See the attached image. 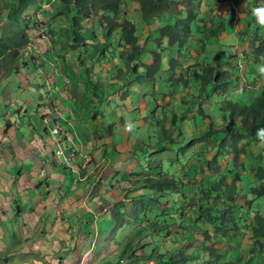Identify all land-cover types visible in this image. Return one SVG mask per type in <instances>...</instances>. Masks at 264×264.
Instances as JSON below:
<instances>
[{
  "label": "rangeland",
  "instance_id": "rangeland-1",
  "mask_svg": "<svg viewBox=\"0 0 264 264\" xmlns=\"http://www.w3.org/2000/svg\"><path fill=\"white\" fill-rule=\"evenodd\" d=\"M255 2L258 4L262 1L255 0ZM226 5V3L220 4L223 10ZM220 6L218 3V9ZM127 8L130 12L128 17L136 24L138 30L142 29L141 41L147 42L146 39L150 37L149 31L157 30L160 20L150 17V15L140 14L135 3L131 1L127 4ZM244 8L249 11V6L246 3L236 11V14H240ZM6 12V6L0 0V39H9L12 37V33L17 30L16 24L6 17ZM53 13V2L42 5L35 12V16L34 14L28 16L29 12L25 11L22 16L26 20L29 19V22H26L28 23L27 35L30 38L28 44L20 51L19 59L14 60L8 54L5 59H0V128L12 131L7 127L8 124L15 126L16 132L19 133L17 144L20 142L18 146L24 150L27 155L26 159L31 163L34 162L39 169L44 165V162L50 165L47 167L50 171L55 168V165L62 168L63 184L54 183L57 187H53V182L48 177L47 182L52 186L47 187L44 184L40 186L36 183L35 174H32L33 179L28 181L30 186H34V188L31 187L32 190L38 188L39 192L48 196L41 201L44 202L45 207L36 206L35 208V201H30L37 197L35 191H32L29 200L20 199V196L17 195V188L8 198L4 194L5 206L11 201L12 205L7 216L2 215L0 210V225L2 226L4 222L11 231H0V264H7L12 260L13 254L11 255L9 250L15 247L24 250L29 243L37 241L38 238L45 239L43 245L48 247L47 252L59 250L56 254L57 260L60 257L66 260L59 264H174L167 260L178 253L175 251L178 247V238L180 236L188 238L182 241L184 245L192 239L187 233L193 228L191 209L194 206L184 208L185 203H183L179 205V209L176 208V211L171 213L174 205H170L171 211L168 210L169 206L164 203L168 199L164 195L160 198L163 203L162 207L167 209L166 212L165 208H157L150 204V201L154 199L151 192L136 189L134 193H131L126 189L138 179L139 175L147 174L145 169L150 162L149 156L154 155L157 156L154 161H163L162 169L171 166L168 161H174L171 168L179 173L182 183L189 187L188 200L195 198L197 205H207L209 201L199 187L201 184L206 185L205 178L210 177L212 169L202 171L194 154L210 153L211 150H214V143L207 142L201 137L196 125L190 123L189 120L182 121V126L171 132L169 138H165L166 133L162 128L164 125L167 128L171 127L173 114L184 113L189 111V108L190 111L196 113L198 101L194 98L198 95V89L194 83L186 84L180 81L174 93L170 94L167 84L164 83V75L160 76L161 79L157 78L158 81L154 87L133 83L127 88H120V84L113 85L108 79L107 70L110 69L111 64L105 56L103 60L97 62L99 67L94 66L95 69L91 71L93 77L90 76L89 79L102 92L101 97L95 100L89 94L88 81L82 72L80 63L74 62V58L79 55V52L69 53L70 49L61 45V43L66 44L67 42L64 32L69 28V20L63 16L53 17ZM33 17L38 19L37 24L33 23ZM198 17L204 16L198 15ZM226 17L230 19V16L226 15ZM99 19L101 18H95L94 24ZM153 21L156 24L154 28L150 29L148 26ZM93 25L90 24L89 27ZM48 26L53 31V40L58 43L57 45L43 32V29L45 30V27ZM242 28L237 22L228 36L224 34L225 37L221 44L228 49L233 47L239 51L237 32H240ZM95 33L100 39H103L101 43L104 44L106 40L103 38L100 26L97 27ZM196 44L192 43L189 46L190 50L184 51L180 56L172 52L169 54V57L177 59L180 65L172 75L173 81L185 71V68L187 69L193 64L197 66L188 71L186 78L193 69L197 73L200 72L204 61L213 62L215 54L210 53L211 51L205 54V50H201ZM245 45L248 49V43ZM235 50L233 52L237 55ZM119 51L120 49L115 50L113 59L120 68H124ZM230 51L232 50L230 49ZM109 52L111 53V49ZM166 55L168 56V54ZM226 58L227 56L221 57L220 63L224 64ZM145 59H147L145 62L148 65L152 64L148 58ZM237 60L239 70L234 76L239 78L240 83H238L237 90L230 92L231 100L246 106L251 104L256 93L254 89L250 88L253 80L247 78L248 66H245L238 58ZM261 63L264 62L260 60L256 63L255 69H258V65ZM164 64H166V59ZM85 65L91 66L90 61L87 60ZM243 88L248 89L244 94ZM126 89H129L130 92H126L128 95L124 99L123 95ZM74 93L76 94L74 95ZM225 96L217 97L212 102V107L207 108L213 115L215 126L218 127H221L224 121L220 119L219 112L215 109H221L226 105ZM83 99L88 100L90 105L86 106L82 103ZM182 101H185L186 104H181ZM147 110H154L155 116L146 123ZM163 116L166 120L161 125ZM59 120L66 127L59 124ZM209 122V119H206L205 122L200 121L198 127L205 130ZM112 123L114 125L110 134L108 127ZM53 125L59 128L56 135L51 133ZM102 127L107 131L104 130L103 133H100L99 130ZM46 129L48 131H45ZM194 133L197 137L190 146L193 139L191 135ZM56 140L61 143L63 149V155L58 159L54 155L57 149ZM5 142L2 148L0 146L1 149L13 147L12 144L9 145V139ZM172 142H179V146L171 149ZM24 145L27 148L23 149ZM181 147L191 148L188 151L187 149L182 151L179 149ZM262 147H264V142L257 146L258 149H262ZM257 148L253 144L249 150L251 152L258 151ZM1 149L0 152L4 150ZM34 152L40 153L42 157L45 156L44 161L41 158L37 159L39 156H36ZM230 160L231 158L221 159L223 170L215 178L217 182L229 174L232 164ZM238 164H242L243 167ZM238 164H236L237 172L242 176L245 168L249 169L250 165L248 160H240ZM152 167L157 166L152 165ZM18 169L20 166L14 169V175H17ZM83 176L87 177L84 179ZM141 193L145 194L147 199L146 201L136 200L139 201L136 207L132 199ZM184 194L183 191H178L173 196L183 199ZM246 195V189H242L239 198L242 200ZM0 200L3 202L4 197H0ZM142 202L145 204V211ZM259 202L257 207L264 211V198ZM244 204L245 201L241 203V207H244ZM177 205L175 204V207ZM219 207L222 206L219 205ZM239 209L235 211V216H238ZM119 213L122 215L120 220ZM166 213L170 217L163 218L162 216ZM135 218H142L143 221ZM205 222L201 224L203 232H212L214 235L215 224L209 223L208 219ZM26 223L31 226V229L29 227L25 230ZM152 223L157 224L159 228L155 230L156 232L154 231L155 233H146L147 225ZM15 225L18 228H14ZM180 227L184 228L183 231L180 230ZM236 234L241 239V244L226 243L223 232L213 236L214 238L210 240L209 244L222 254V258L210 264H225L234 261L243 263L242 259L240 260V257L236 255L235 249H243L249 242V236L246 232L240 231H237ZM198 244L188 246L189 249L184 252L190 254ZM129 250L134 252L132 257H129ZM6 252L9 253L6 254ZM50 253L54 257L55 254ZM84 254L85 258L81 263L80 260ZM15 258L19 259V255ZM197 258L195 261L178 262V264H202L206 255L202 254Z\"/></svg>",
  "mask_w": 264,
  "mask_h": 264
},
{
  "label": "trees",
  "instance_id": "trees-1",
  "mask_svg": "<svg viewBox=\"0 0 264 264\" xmlns=\"http://www.w3.org/2000/svg\"><path fill=\"white\" fill-rule=\"evenodd\" d=\"M1 1L6 6V17L16 24L17 30L12 33V37L9 39H0V41L2 40L0 42V59H5L6 54L14 60L19 59L18 55L20 51L28 44L30 38L27 35L26 28L28 23L26 22H29V19L26 20L22 16L24 12L28 11V16H33V14L35 16V12L42 5L53 2L54 13L52 16H63L69 20V28L64 32L67 42L66 44L61 43V45L70 49L69 53L79 52V55L74 58V62L76 64L80 63L82 72L88 81L89 94L95 100L101 97L102 92L89 79L90 76L93 77L91 71L95 69L94 66L99 67L97 66V62L103 60L105 56L111 64L110 69L107 70L108 79L113 85L120 84V88H127L133 83L136 85L147 84L154 87L158 81L157 78L161 79V75L165 76L164 83L167 84L170 94L174 93L180 81L186 84L190 82L194 83L198 89V95L194 98L198 101L197 103L195 101L197 104L196 113L195 111H190L189 108V111H183L184 113L173 114L170 123L171 127L167 128L164 125L162 128L166 133L165 138H169L171 132L182 126V121L189 120L190 123L192 122L196 125L201 137L207 142L214 143V150H211L210 153L194 154L202 171H210L212 169L210 177L205 178L206 185L201 184L199 187L209 202L207 205L202 206L196 204L195 198L188 200L189 187L182 183L179 173L173 171V168H171L174 161H168L171 164V166H166L167 169L169 168L168 170L166 168L162 169L163 161H154L157 158L154 155L149 156L150 162L146 165L145 169L147 174L145 176L139 175L138 179L126 191L134 193L136 189H142L143 191L151 192L154 199L150 201V204L157 208L162 207L163 203L160 197L165 195L168 200L164 203L169 206L168 210L171 208L170 205H174L172 207L173 211L170 210L171 213L176 211V208L179 209V205L183 203H185L184 208L194 206L191 209L193 228L187 233L190 239H192L188 244L184 245L182 241L188 238L180 236L178 238V247L175 250L178 253L173 258L166 259L168 262H174V264H178V262L187 263L192 260L195 261L202 254L206 255L202 264H210L220 260L222 254L216 248L211 247L209 244L210 240H213V236L219 234V232H223V238L226 239V243H232L233 245L241 244L242 241L236 234L237 231H240L246 232L247 236H249V242L245 244L243 249H235L236 255L240 257V260L242 259L243 263L240 261L224 263L264 264V211L257 207L258 203H260L259 200L264 198V147L262 149L257 148L260 143L264 142L258 136V132L264 130V76H261L259 70L255 69L256 63L261 60V57H264V28H261L256 23L255 17L251 12L253 8L264 5V0H261L262 2L258 4H255V0L251 2L250 0ZM130 1L135 3L136 9L140 14L150 15V17L160 20L159 28L149 31L150 37L146 39L147 42L141 41L142 29L138 30L136 24L128 17L130 12H128L127 4ZM218 3L219 6L222 3H226V8L223 10V7L220 6V9H218ZM246 3L249 6V11H247V8H244L240 14H236V11ZM198 15H203L204 17H198ZM226 15L230 16V19H227ZM33 18V23L37 24L38 19ZM95 18L101 19L94 24ZM237 22L243 27L240 32H237L239 36L237 40V46L240 47L239 51H236L233 47L228 49V47L221 44L225 37L224 34L228 36V33ZM90 24L94 25L89 27ZM155 24L153 21L148 27L152 29ZM98 26L102 28L103 38L106 40L104 44L101 43L103 39H100L97 33H95ZM45 28V30L43 29L44 34L53 40V31L49 26ZM32 29L34 30V28ZM115 36L117 37L115 38ZM192 43H197L196 45H199L201 50H205V54L208 51L215 54L213 62L204 61L200 72L197 73L193 69L192 73L186 78L188 71L197 66L193 64L187 69L185 68V71L180 73L179 77L173 81L172 75L180 65L178 64V60L174 57H169V54L172 52L180 56L184 51L190 50L189 46ZM247 43L248 49L245 45ZM55 44L57 45L58 43ZM110 49L111 53L109 52ZM118 49H120L119 56L120 60L123 61L124 68H120L119 64L115 63L113 59L115 57V50ZM233 50L236 51L237 55L234 54ZM223 56H227V58L225 63L221 64L219 60ZM145 58H148L152 64L148 65L145 62L147 60ZM237 58L245 66H248V77L247 75L246 77L249 80H253L250 88L254 89L256 93V97L252 100L251 104L246 106H242L237 101L231 100L230 92L237 90L238 83H240L239 78L234 76L237 70H239ZM165 59L166 64H164ZM87 60L90 61L91 66L85 65ZM243 90V94L248 91L247 88H243ZM126 92H130V90H125L124 99L128 95ZM221 95H226V105L221 109H215L218 110L220 119L224 121L223 125L218 127L215 126L213 115L207 108L212 107V102ZM82 103L86 106L90 105V102L86 99H83ZM181 104H186V102L182 101ZM190 115L192 117H189ZM154 116V110H147L145 122L147 123ZM206 119H209L210 122L206 129L203 130L202 127H198L199 122H205ZM165 120L163 116L160 122L161 125ZM226 123L228 124L226 125ZM113 125L114 123L108 127L110 134L112 133L111 129ZM104 130L107 131V129L102 127L99 131L103 133ZM191 137L193 139L190 146L195 141L197 135L194 133ZM253 144H255L258 151L251 152L249 150V147ZM172 146L171 149H174L175 146H179V142H172ZM190 148L181 147L179 149L182 151L187 149L188 151ZM223 158H231L230 163L232 164L229 174L217 182L215 178L223 170L221 168V159ZM240 160H248V164L250 165L249 169L245 168V171L241 174L242 176L238 175L236 167V164ZM176 162L179 163L177 160ZM152 165H156L157 167L154 168ZM238 165L243 167L242 164ZM54 169L60 170L63 173V169L56 167V165ZM242 189H246L247 195L241 200L239 193ZM178 191H183V194L185 193L183 199H177L176 196H173ZM138 199L146 201L147 198H145V194L143 193L139 196H134L132 202H135L136 207L139 204V201H136ZM243 201H245V204L244 207H241ZM175 204H178L177 207H175ZM214 204H219L222 207ZM123 207L125 208L124 204ZM164 208L162 207V209ZM238 208H240L239 214L235 216V211ZM143 210H146L144 203ZM164 210L167 212L166 208ZM118 215L120 220L122 215L120 213ZM166 216L170 217L167 213L162 217ZM135 219L142 220V218ZM206 219H208L209 223L215 224L214 235H212V232H203L201 224L206 223ZM157 228L159 226L155 223L148 224L146 233H153ZM183 229L180 227L181 231ZM195 243L199 244L190 254L184 252L189 249L188 246ZM129 252V257H132L133 250H129Z\"/></svg>",
  "mask_w": 264,
  "mask_h": 264
},
{
  "label": "crops",
  "instance_id": "crops-1",
  "mask_svg": "<svg viewBox=\"0 0 264 264\" xmlns=\"http://www.w3.org/2000/svg\"><path fill=\"white\" fill-rule=\"evenodd\" d=\"M45 122V121H44ZM46 123H49L46 121ZM67 123V122H64ZM59 124H62L64 126L65 124L62 123L61 120H59ZM55 125H53L54 127ZM12 131L7 130V128H0V146L2 148V145H4L7 139H9V145L12 144L13 147H4L2 152H0V197L3 198V202L0 200V210L2 211V215L7 216L10 213L12 201L8 203L7 206L6 204V198L8 196L13 195V191L15 188L18 189L17 195L20 196V199L23 200H29L31 198L32 194V188L34 186H30V183L28 182L30 179H33L32 174H35L36 176V183L37 185L42 186L43 184L47 187H51V183L47 182L48 177L53 182V187H57V185H54V183L57 184H63V176L62 172L60 170L52 169L51 171L47 169L50 165H48L46 162H44V165L39 169V167L33 162L27 160V155L24 153V150L20 148V142L18 143V138H19V133H17L15 126H12V124H8V126ZM66 127V126H64ZM48 128V127H47ZM49 129V128H48ZM46 129V131H48ZM48 133V132H47ZM27 148L25 145L23 149ZM27 150V149H26ZM34 154L37 157V159L41 158L44 161V157L40 155V153L34 152ZM28 161V163L25 164V162ZM20 166V169H18L17 175H14L13 171L16 167ZM61 175V176H60ZM59 177V179H57ZM87 176H83L85 179ZM62 178V179H61ZM59 182V183H58ZM16 186V187H14ZM32 187V188H31ZM35 193L37 194L36 198L30 199V201L33 202L35 201V208L36 206L39 207H45L44 199H46L48 196H44L41 192L38 191V188L34 190ZM33 191V192H34ZM39 192V194H38ZM5 194V196H4ZM80 195V193H79ZM24 196V197H23ZM10 199V197H9ZM22 211V210H21ZM30 227V228H29ZM14 228H18L17 225L14 226ZM25 230L28 228L31 229V226H29L28 223L24 226ZM0 231H11L7 225L4 224L1 226L0 225ZM45 239L43 238H38L37 241L29 243L28 247H25L24 250H20L21 248L15 247L12 250H9L11 252V261H9L7 264H44V263H63L66 262L62 257L57 260V252L59 250H51L47 252V248L43 245ZM26 241V240H25ZM45 249V250H44ZM20 250V251H17ZM9 252H6L9 253ZM55 254L54 257L51 255ZM60 254V253H59ZM90 254V252H89ZM19 255V259H16L15 256ZM85 254L84 256L81 257V261H84ZM1 259V258H0ZM82 263V262H81Z\"/></svg>",
  "mask_w": 264,
  "mask_h": 264
},
{
  "label": "clouds",
  "instance_id": "clouds-1",
  "mask_svg": "<svg viewBox=\"0 0 264 264\" xmlns=\"http://www.w3.org/2000/svg\"><path fill=\"white\" fill-rule=\"evenodd\" d=\"M252 15L255 17L256 23L264 28V5L255 7L251 10ZM261 60L264 61V57H261ZM258 70L261 76H264V63L258 65ZM258 136L262 141H264V130L258 132Z\"/></svg>",
  "mask_w": 264,
  "mask_h": 264
},
{
  "label": "built area",
  "instance_id": "built-area-1",
  "mask_svg": "<svg viewBox=\"0 0 264 264\" xmlns=\"http://www.w3.org/2000/svg\"><path fill=\"white\" fill-rule=\"evenodd\" d=\"M58 129H59V128H57L56 126H54V127L51 129V133H52V135H56ZM52 130H53V131H52ZM56 142H57V144H55V145L57 146V149H56V152H54V155H55V158L58 159V158L62 157V155H63V153H62V152H63V149L61 148V147H62L61 143H60L58 140H56ZM60 145H61V146H60Z\"/></svg>",
  "mask_w": 264,
  "mask_h": 264
}]
</instances>
